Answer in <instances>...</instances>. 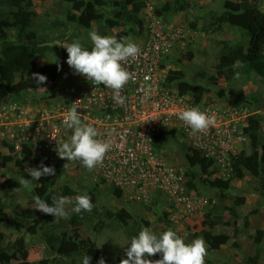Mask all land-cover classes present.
Returning a JSON list of instances; mask_svg holds the SVG:
<instances>
[{
	"label": "rangeland",
	"instance_id": "1",
	"mask_svg": "<svg viewBox=\"0 0 264 264\" xmlns=\"http://www.w3.org/2000/svg\"><path fill=\"white\" fill-rule=\"evenodd\" d=\"M113 1L104 0L106 4L97 8L98 13L103 16H110L113 9ZM144 6L145 0H137ZM156 6H163L168 3L171 6L172 12L165 14L164 18L172 22L190 26L191 23L196 25V28L203 32L194 42L185 45L183 48L174 50L169 57H173V62L169 63L171 70H181L184 75V80L192 85H198L207 90L203 97L205 101H212L229 106H245L251 113H260L264 116V78L256 76L253 72H246L238 67L240 79H234V74L229 77L218 76L216 83H212L211 77L216 76L215 67L218 63V57L223 50L224 44L236 45L245 43L247 36L244 31L238 27L223 25L219 30L212 26V13L221 12L222 0H152ZM66 4L63 0H32L25 6V12L28 13L32 21V29L36 34V38H54L60 36L61 44H70L73 41H79L85 49L92 48V41L89 33L96 32L101 36H116L121 28L107 29L103 21L93 23L90 29H84L77 24H66L62 28H54L56 18L63 22V10ZM259 8L264 11V0H260ZM180 9L179 12L176 10ZM171 16V17H170ZM134 28V27H133ZM137 32L136 27L134 28ZM131 34L129 37L133 42L141 40L140 34ZM64 48L62 47V50ZM65 54L68 57L67 51ZM191 54V58L188 55ZM67 57L62 62L61 75L54 83V89L51 90L50 85L45 86L40 93H28L26 95L27 105L23 106V110H35L43 107L41 104L55 101L58 103H71L77 94L86 88L90 83L85 77L75 74L74 70L66 63ZM168 57V58H169ZM38 62L46 64L50 61L57 62L55 52H47L38 57ZM49 86V87H48ZM219 91L223 92L220 96ZM51 92L49 95L48 93ZM23 101L21 100L20 103ZM171 137V136H170ZM166 138L165 144L158 147L159 156L169 165L186 166L183 159V147L181 137ZM258 150L264 144V121L258 135ZM10 141V140H9ZM8 141V142H9ZM13 143V141L9 142ZM18 144V142L14 143ZM0 154L8 155V148L1 146ZM21 146V145H20ZM250 147V143L248 144ZM247 150V146H246ZM14 151L18 153L16 145ZM248 151V150H247ZM30 156H26L25 161H22L21 155L15 156V160L7 164L4 169L0 168V184L9 179L19 182L21 170L38 167L43 161L44 164L57 163L55 175L52 178L54 183L53 189L59 190L65 185L69 186L76 195L70 198L74 199L77 195H84L88 192L92 185V177L85 172L80 161L70 162L67 159H52L45 152H36ZM33 158L38 160L37 163H32ZM67 167L64 168V165ZM52 165V164H51ZM207 179H211L208 175L200 177L199 173L195 177L198 192L201 195H206L212 202L213 207L208 208L202 216L183 217L181 216L177 222H171L161 216H158L154 211L161 210L156 207L145 209L137 207L138 203H128L125 199H115L109 190L110 187L102 186L97 191L96 209L98 216L92 217V221H84L82 225H76L71 218L73 205L66 206L68 215L65 218H57L53 221L39 224L37 219H28L26 214L28 210H36L35 200L33 198V189L31 186L22 188L14 195L13 202H6L5 208L0 210V231L3 234V240L0 242V249L7 247L10 242L17 238H24L27 246L28 262H37L44 258L48 261H60L59 264H82L81 257L74 259L56 258L47 242L44 241L43 235L48 232L59 236L60 233L76 238L83 245L94 247L100 250V258H104L105 264H120L121 259H126V249L130 247L129 241L125 238L120 230H115L110 221H107L102 215L106 209L116 211L125 207L129 211L135 210L138 217H144L150 222V229L157 235L166 230L176 231L185 243H191L197 238H203L202 231H210L212 239L218 242V248L209 250L206 261L210 260L211 264H251L250 257H255L257 250H262L264 247V191L260 189V184L256 178L245 174L241 180L232 179L228 190L223 191V199H219L218 191L210 189L205 185ZM237 197H244V203L236 208L235 216L229 211ZM136 207V208H135ZM17 214L15 220L8 219L7 215L13 212ZM221 213L222 224L216 225L214 228L203 226L206 222V215L210 214V218ZM39 212L36 210V213ZM233 221H236L233 224ZM37 222V223H36ZM101 224V226H100ZM99 225V229L96 227ZM34 226V234L26 233V229ZM257 230H261L263 236L260 244L256 243L255 237ZM208 245V244H207ZM99 258V259H100ZM156 260V256L149 257ZM262 259H258L257 264H262ZM11 264H15L11 261ZM90 264H98L90 262ZM207 264V262H206Z\"/></svg>",
	"mask_w": 264,
	"mask_h": 264
},
{
	"label": "built area",
	"instance_id": "2",
	"mask_svg": "<svg viewBox=\"0 0 264 264\" xmlns=\"http://www.w3.org/2000/svg\"><path fill=\"white\" fill-rule=\"evenodd\" d=\"M142 21L145 34L136 43L141 55L124 65L135 80L122 93L127 97L123 107L114 102L110 88L92 83L58 110L45 106L23 110L10 104L3 111L0 109V140L18 142L17 151L22 145H29L32 154L35 150L60 159L55 149L66 141L63 119L77 102L82 121L97 128L101 133L98 138L113 143L103 164L92 171L84 167L85 171L94 181L121 189L131 200L148 202L151 194L159 195L166 202L169 219L177 222L181 216L203 212L209 200L188 188L185 168L162 160L155 150V140L163 132L180 133L188 146L200 153L204 164L211 162L212 176L226 180L232 174L234 157L248 141L247 120L251 113L245 106L197 101L175 84L169 85L166 56L194 42L200 33L164 20L155 14L151 3L145 5ZM188 108L202 112L211 109L216 114V126L204 134H191V129L178 118V113Z\"/></svg>",
	"mask_w": 264,
	"mask_h": 264
},
{
	"label": "trees",
	"instance_id": "3",
	"mask_svg": "<svg viewBox=\"0 0 264 264\" xmlns=\"http://www.w3.org/2000/svg\"><path fill=\"white\" fill-rule=\"evenodd\" d=\"M32 0H0V104H9L12 102L25 103L26 95L30 91H36L47 84H50L51 90L54 89V83L56 79L61 75L62 62L67 57L65 50H62V55L59 56L55 48L48 46L41 47L43 42H51L58 40L62 42L60 36L54 38H43L38 40L36 34L32 29V21L28 13L25 12V6ZM66 7L63 10V22L56 18L54 28H62L66 24H77L84 29H90L95 22L103 21L104 26L107 29H118L116 36L120 40L123 37H129L130 31L135 34V27H139L141 30V21L138 18V12L142 7V3L137 0H116L113 1V9L110 16H103L98 13L97 8L106 4L104 0H63ZM260 0H222L221 12L212 13V26L214 29L219 30L223 25L238 27L243 30L247 36L246 42L238 43L236 45L224 44L223 50L218 57V63L215 67L216 76H212L210 79L212 83H216L218 76L229 77L233 75L235 71H238V67L234 68L235 61L240 60L242 63L239 66L246 72H253L256 76L264 78V11L259 8ZM156 14L164 16L172 12L170 4L166 3L163 6L156 7ZM180 9L176 10L179 12ZM171 17V16H170ZM134 27V28H133ZM190 28H196L194 23H191ZM178 49V48H177ZM176 50V49H175ZM47 52H55L57 56V62L50 61L46 64L38 62V57ZM191 58V54L188 55ZM33 73H39L47 77V81L44 84L37 85L31 78ZM167 83L177 84V88L182 92H187L196 97L198 101L204 93L207 92L201 86L192 85L188 81L184 80V75L181 70H170L167 76ZM223 95L222 91L218 93ZM247 131L250 138V152L246 154L241 152L233 159V176L232 179L241 180L245 177V174L256 178L260 184V189L264 191V144L261 147V151L258 150V135L261 130L264 116L260 113H254L247 120ZM169 136L168 132H163L160 137L155 140L154 147L159 154L158 147L166 142V138ZM1 146L8 148V155L0 154V168L4 169L7 164L15 160V156L21 155L22 161L31 155V149L29 145H23L22 150L18 153L14 151L15 144H11L8 141L0 140ZM184 154L183 159L186 164V175L192 179L188 182L190 189H197L196 183L193 180L199 173L200 177L203 175H210L212 172L208 171L211 162L204 164L200 153L186 144L183 147ZM15 157V158H14ZM38 160L33 158L32 163H37ZM52 164V165H51ZM44 164L46 166L57 167V163ZM83 166V165H82ZM195 166H198L199 170L195 171ZM84 167V166H83ZM88 174L90 173L87 171ZM20 178L31 179L26 170L19 172ZM53 176L42 177L39 181L33 180L30 186L33 189V198L39 196L42 200H45L51 204L52 197L75 196L76 193L65 185L59 192L54 190L52 181ZM208 188L218 191L219 199H223V191H226L230 187V180L222 181L219 179H207L206 183ZM105 183L92 182L88 192L85 193L91 196L94 207L91 212H73L71 218L76 225H82L84 221H92V217L98 216L96 209L97 191ZM106 187V186H104ZM22 188L19 182L11 181L9 179L3 181L0 184V210H3L6 206V202H13L14 195ZM115 199L122 197V190L114 187L109 188ZM81 195V194H80ZM35 200V199H34ZM74 200V199H73ZM244 203V197H237L233 203V206L229 208V211L235 216V210L237 207ZM74 206V204H73ZM137 207L144 208V210L152 209L155 207L154 203L150 205H138ZM136 208V207H135ZM8 214V219L15 220L17 214L11 212ZM154 213L161 216L159 211ZM3 215V214H0ZM107 221H110L115 230L123 232L125 238L130 243V240L137 236L138 233L144 227H150V222L145 220L144 217H138L135 210L129 211L125 207L122 209L111 211L106 209L102 214ZM206 215V222H203V226L214 228L216 225L222 224V216L218 211L212 218ZM1 217V216H0ZM163 217L166 218L163 213ZM28 219H37L39 224L53 221L54 218L51 215H46L36 210H28L26 214ZM1 219V218H0ZM168 219V218H166ZM37 223V222H36ZM236 221H233L235 224ZM101 226V224H100ZM97 225L94 228L100 227ZM34 226H30L26 229V233L30 235L34 234ZM97 229V230H98ZM203 239L209 246V250L217 249L218 242L212 239L210 231H202ZM263 236L261 230H257L255 237L256 243L260 244L261 237ZM3 234L0 231V242L3 240ZM44 241L51 249L56 258L74 259L77 257L83 258L85 255L90 256L92 262L99 261L100 250L94 247H88L82 244V242L76 238H72L65 233H60L59 236H55L54 233L48 232L43 235ZM255 257H250L249 262L251 264H257L258 259H262L264 264V247L262 250H257ZM27 246L24 242V238L20 237L12 242L7 247L0 249V264H11L13 261L15 264H59L60 261L52 260L48 261L45 256L37 262H28ZM161 255L157 254L156 259H161ZM207 264H211L210 260L206 261Z\"/></svg>",
	"mask_w": 264,
	"mask_h": 264
},
{
	"label": "clouds",
	"instance_id": "4",
	"mask_svg": "<svg viewBox=\"0 0 264 264\" xmlns=\"http://www.w3.org/2000/svg\"><path fill=\"white\" fill-rule=\"evenodd\" d=\"M148 3L153 5L154 11H156V7H159L156 6L152 0H145L144 6L142 5L141 9L139 10L138 18L141 21V30L139 27H136L137 32H135V34H140L141 40L145 34L142 21V12L145 5ZM160 17L166 21H170L164 18V16ZM192 29H195L200 34L203 33L197 28ZM89 36L93 45L90 50L85 49L78 40L73 41L70 44H58L67 51L68 57L66 63L74 70L75 74L85 77L88 81H90V83L94 85H103L106 88H110L113 93L112 98L114 102L117 105L123 107L126 103L127 97L122 95V93L129 82H134L135 80L134 74L128 71L124 65L130 60L138 59L141 55V48L136 44L137 42H133L130 37H123L118 40L115 36H101L94 31L89 33ZM171 53L166 56L165 60V64L169 67V63L173 62V57H169ZM61 55L62 51L59 56ZM241 63L242 62L240 60H237L234 62L233 67L237 68L241 65ZM170 70L171 69L169 68L168 74ZM31 78L37 85L44 84L47 81V77L39 73H33ZM234 79H240L239 72H235ZM172 84L177 86L176 83ZM44 87L36 91H30V93H40ZM48 94L50 95L51 92ZM200 99H204V97L202 96ZM10 104H15L21 109H23V106L27 105L26 102H12L4 105L0 104V109L2 110V108H5ZM41 105L45 106L47 109L58 110L60 106L68 105V103H58L51 101L48 102V104ZM253 114L254 113L251 112L250 116ZM178 118L191 129V134L207 133L210 128L215 127L217 124L216 114L212 112L211 109H209V112H202L198 108L184 109L178 113ZM63 124L65 130L64 132L66 133V141L63 143H58V147L55 149L58 157L60 159H67L70 162L80 161L81 164L89 171H92L97 166L102 165L107 154L111 151L113 143L111 140H103L98 138L101 136V133L97 130V128H95L90 123L82 121L81 115L77 110V102L73 103L71 109L64 116ZM168 133V137L171 136L170 138H176L177 136H180L181 143L188 146L180 133ZM108 134L111 135V132ZM247 140V143L241 151L245 152L246 154L250 152V147L248 146L250 143L249 133ZM246 146L248 151L246 150ZM22 147L23 145L21 146L19 152L22 150ZM65 167H67V164L64 165V168ZM183 168H185L186 172V167L184 166ZM198 170V166H195V171ZM26 171L28 172V175L31 177V179L21 178L19 180V184L24 188H28L33 180L39 181L42 177L55 175V168L44 165L43 161H41L38 167L28 168ZM208 171L212 172L210 175L211 179L231 181L233 176L232 171L230 178L224 180L222 178L212 176L214 170H210V167L208 168ZM190 179H192V177H188V182H190ZM92 182H94V180ZM193 182L194 184L196 183L195 179ZM102 183L105 182L102 181ZM103 186L111 187V185L108 183H105ZM190 190H194L198 195H201V193L198 192V187L197 189ZM202 196L209 200V204L204 208L203 212L189 217H200L208 208L213 207L214 202H212L206 195ZM122 198L128 203H138V205L148 206L151 203H154L155 207L153 208H160L161 210H159V213L162 214V216L164 213L166 218H168L166 220H170L166 202L159 195L151 194V196H149L148 202L131 200L124 192H122V197L120 200ZM34 199L36 210L46 215H51L54 218H65L68 215L66 210V206L68 205L74 204L72 211L78 214L81 212H91L94 207L91 196L87 194L77 195L74 200L66 196H54L52 197L51 204L45 200H42L39 196L34 197ZM129 244L130 247L126 249L127 258L121 259L120 264H206V257L208 256V245L202 237L193 240L191 243H185V240L180 235H178L176 231L171 229L157 235L150 228L144 227L137 236L130 240ZM157 254H160L162 258L156 260L149 259V257H154ZM91 259L92 258L90 256L85 255L82 259V264H90ZM98 264H105L104 258L101 257L98 261Z\"/></svg>",
	"mask_w": 264,
	"mask_h": 264
},
{
	"label": "water",
	"instance_id": "5",
	"mask_svg": "<svg viewBox=\"0 0 264 264\" xmlns=\"http://www.w3.org/2000/svg\"><path fill=\"white\" fill-rule=\"evenodd\" d=\"M58 44H61V42L58 41V40H54V41H51V42H43V43L40 44V46L41 47L48 46L50 48H55L57 50V52L59 54H61L62 47H60Z\"/></svg>",
	"mask_w": 264,
	"mask_h": 264
}]
</instances>
